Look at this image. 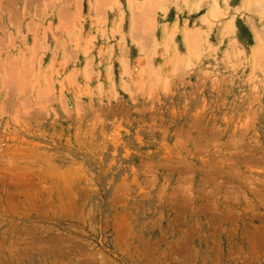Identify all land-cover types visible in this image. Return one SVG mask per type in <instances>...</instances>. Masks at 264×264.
<instances>
[{"label": "rangeland", "instance_id": "374dc122", "mask_svg": "<svg viewBox=\"0 0 264 264\" xmlns=\"http://www.w3.org/2000/svg\"><path fill=\"white\" fill-rule=\"evenodd\" d=\"M152 1L0 0V264H264V10Z\"/></svg>", "mask_w": 264, "mask_h": 264}, {"label": "bare ground", "instance_id": "6f19581e", "mask_svg": "<svg viewBox=\"0 0 264 264\" xmlns=\"http://www.w3.org/2000/svg\"><path fill=\"white\" fill-rule=\"evenodd\" d=\"M160 3L162 4L163 2L161 0H155V1H152L151 5H150V10H154V9H157L158 6L160 5ZM215 6L211 9L210 12V18L212 19H218L220 17V10H219V6L217 5V3L215 2L214 3ZM248 6L249 7H252V6H258L259 10H264V0H249L248 1ZM261 8V9H260ZM147 9V8H146ZM144 12V11H143ZM144 15L141 17V18H138L139 20V24L140 25H147L148 28L147 29H151V23L153 21V19H150L148 22H147V19L146 18H143ZM260 33V32H259ZM258 33V34H259ZM260 35V34H259ZM197 43H198V38L195 37L194 35L191 36L189 39H188V45L190 48H193L194 50L197 49ZM238 45V44H237ZM258 54L260 55V57L262 59H264V50H261L260 52H258ZM29 63V62H28ZM31 65H33V62H30ZM35 63V62H34ZM37 68V67H36Z\"/></svg>", "mask_w": 264, "mask_h": 264}]
</instances>
